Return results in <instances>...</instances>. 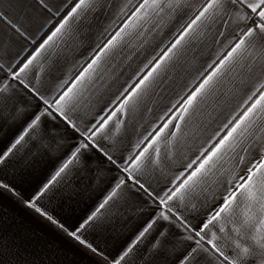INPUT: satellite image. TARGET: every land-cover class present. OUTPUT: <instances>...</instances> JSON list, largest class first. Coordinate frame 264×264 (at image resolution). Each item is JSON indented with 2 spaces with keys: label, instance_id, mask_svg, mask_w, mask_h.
Instances as JSON below:
<instances>
[{
  "label": "crops",
  "instance_id": "1",
  "mask_svg": "<svg viewBox=\"0 0 264 264\" xmlns=\"http://www.w3.org/2000/svg\"><path fill=\"white\" fill-rule=\"evenodd\" d=\"M76 2L45 0L49 11L38 0H0V10L20 28L17 32L0 21V89H5L0 91V153L24 133L34 116L45 109L50 113L41 115L38 127L28 130L21 144L0 163V183L10 186L0 188V264H113L149 224L152 227L121 264H180L193 248L194 259L189 258L186 264H231L243 247H248L250 254L237 260V264H264V249L252 240L258 225L241 227L238 213L201 231L226 195L227 174L215 177V183L210 181L183 200H168L180 183L176 177L183 171L185 157L191 158L189 143L166 144L165 137L156 145L160 149L158 157L150 149L139 166L133 167L135 158L148 146L145 137L162 124L159 118L169 101L174 102V90H179L182 77L190 78V73L210 62L221 49L226 52L231 47L229 42L234 43V38L238 39L250 22L223 15L205 27V39L195 59L190 53L181 61V68L169 73L168 82L156 87L144 104L134 112L117 113L97 131L115 110L112 102L127 86L125 82L130 83V77L148 59L173 41L205 0H181L179 7L174 5L175 11L162 4L164 10L159 14L149 10L126 37V43L102 64L103 78L95 80L78 102L65 106L61 115L56 101L70 87L71 78L86 66L85 60L93 48L129 22L142 0H96L92 8L69 20L68 34L63 40L37 55L40 44L59 27ZM219 32L224 35L218 36ZM33 56L36 59L32 64L20 72ZM65 80L69 84L65 85ZM252 83L255 81L229 96L225 114L243 104ZM93 131L96 135L89 141L85 133L91 135ZM80 143L89 147L81 150L78 160L69 165L37 206L74 230L115 189L116 196L81 233L92 248L25 204ZM258 148L256 144L249 148L250 154H241L246 161L255 163L259 159ZM234 164L231 161L225 167ZM244 167L236 168L237 175L242 174ZM121 180L124 183L116 189ZM161 232L163 236L159 235ZM209 240L228 260L216 252Z\"/></svg>",
  "mask_w": 264,
  "mask_h": 264
},
{
  "label": "snow or ice",
  "instance_id": "2",
  "mask_svg": "<svg viewBox=\"0 0 264 264\" xmlns=\"http://www.w3.org/2000/svg\"><path fill=\"white\" fill-rule=\"evenodd\" d=\"M180 2L181 0H142L131 13L128 23L124 24L109 39L92 49L89 57L85 60L86 66L82 67V70L71 78L70 87L56 101L57 111L63 115L65 106L78 102L95 80L103 78L102 64L106 62L110 54L126 43V37L147 16L149 10L159 14L164 10L161 7L163 4L164 7L175 11V7H179ZM38 3L51 11L45 0H38ZM95 3L96 0H77L59 27L40 44L37 55L42 50L55 45L57 41L63 40L68 34L69 20L73 17L78 18L84 11L92 8ZM223 15L235 16L236 19L250 23L245 29H242V35L238 39L234 38V43L229 42L231 47L226 52L221 49L210 62L206 61L195 72L190 73V78L189 76L182 77L179 90H174V102L169 101L163 115L159 118L162 124L148 137H145V140H148V146L135 158L133 167L139 166L142 158L149 153L150 149L158 157L160 149L156 145L165 137H167L166 144H170L172 141H175L177 146L189 143L191 158L185 157L187 162L183 165V171L176 177L180 183L168 195V200H183L185 195L196 192L210 181L215 183V177L227 174L229 178L226 179L228 185L226 195L221 198L219 206L211 218L206 223L202 222L201 231L209 229L210 225L224 217L231 215L234 218L238 213L242 218L241 227L258 225L257 234L252 237V240L259 248L264 249V0H205L194 18L181 27L173 41L152 56L151 59H148L130 77V83L125 82L127 86L123 87L112 102L116 105L115 110L100 123L97 131L102 130L117 113L134 112L140 105L144 104L154 94L156 87L168 82L169 73L181 68V61L186 60L190 53L195 59L198 47L205 39L203 29L214 24ZM0 21L20 32L17 24L13 23L3 10H0ZM21 35L24 33L21 32ZM217 35L223 36L224 34L219 32ZM35 59L36 56H33L20 69V72L27 69ZM188 62L191 63V61ZM13 75L18 76L19 73ZM253 81L255 83H252V88L249 89V94L243 104L225 114L229 96H234L246 83ZM69 82L65 80L64 84L67 85ZM4 90L0 89V91ZM250 101L251 103H249ZM44 103L47 104L48 102L44 101ZM44 114L50 115L45 109L44 113L34 116L27 124L24 133L7 150L0 153V163H3L13 150L21 144L28 130L38 127L41 115ZM65 119L67 120V117ZM69 123L71 122L69 121ZM73 127L75 126L73 125ZM93 127L96 128L97 126L94 125ZM85 135L91 141L96 132L93 131L91 135L85 133ZM250 141L251 143H249ZM256 144H259V159L255 163L246 161L245 155L241 153L250 154L249 148ZM88 147V144L80 143L51 179L44 183L31 199L26 200L25 204L34 208L61 229L68 231V235L79 243L92 248L91 244H87L81 238V233L96 221L100 210L116 196L115 189L74 230L66 228L64 224L59 223L37 206L40 198L57 182L61 174L65 173L69 165L78 160L81 150ZM107 158L112 159L111 156ZM231 161H235V164L230 168L225 167ZM240 165H245V167L242 174L237 175L236 168ZM127 170L125 169V171ZM123 183L124 181L121 180L116 185V189H119ZM9 187L7 184L0 183V188L7 189ZM11 190L15 192V189ZM161 203H166V201L161 200ZM163 219L167 220L168 217L163 216ZM231 222L232 220H229V223ZM151 227L152 224L145 227L136 237V240L128 246L127 250L113 261V264H121V261L132 251V247ZM220 231L223 232L224 228L221 227ZM235 231L239 232L240 228H236ZM159 235L163 236L164 233L161 232ZM196 235L199 236L200 232H197ZM158 243L159 240L156 241V244ZM208 243L212 244V247L221 257L228 260V257L224 256V253L216 247L212 240H209ZM236 247L240 248V245L237 243ZM195 252L196 249L193 248L183 257L180 264H186L189 258L194 259L193 254ZM249 254L250 249L248 247L240 248L237 260H243ZM237 260H232L231 264H237Z\"/></svg>",
  "mask_w": 264,
  "mask_h": 264
}]
</instances>
